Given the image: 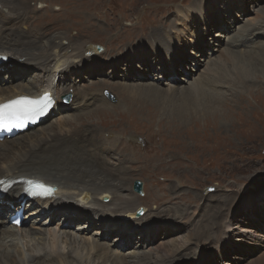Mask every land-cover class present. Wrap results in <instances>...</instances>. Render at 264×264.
<instances>
[{"label": "rangeland", "instance_id": "374dc122", "mask_svg": "<svg viewBox=\"0 0 264 264\" xmlns=\"http://www.w3.org/2000/svg\"><path fill=\"white\" fill-rule=\"evenodd\" d=\"M29 1L30 12L26 14L27 16H23L25 24L22 25L21 30L27 31L26 34L29 35L30 31L35 29L37 30L35 33L37 36H41V34H45L46 37L54 35L59 37V39H55L60 40L59 44L63 46L70 44L65 54L66 66L69 63L77 62L79 59L81 61L85 59L86 53L92 50V45L101 48L99 52L90 53L97 65L104 64L109 59L112 60L118 56L122 57V54L129 50L128 46H132V49H134L133 59L136 62H142L138 60L139 56L142 55L139 41H153L157 34L161 36L159 31L164 32L165 28L167 34L171 30L174 34L175 28L183 31L181 40L176 41V44L171 48V53L178 59L181 58L180 55L183 56L185 62L182 63V67L187 73L192 74L188 80L189 82L199 79L200 75L206 72V68L216 67L215 69L219 71L223 70L222 66L221 69L218 68L217 62H214V60L221 56L222 52L225 53V46L214 44L217 51L213 56H210L211 54L206 49V45L209 41L212 43L214 39H219L216 38V35H225L226 29L221 32L217 28H211L212 32H209L207 26H205L207 24L206 20H213L215 16L219 15L218 12L221 13L227 7L234 10L237 2H241L244 7L242 11L237 10L231 13V17L234 18L233 21L239 22L237 26L243 23L257 25L262 21L258 18H264V14L259 13L264 9V0H215L216 4L211 6L209 10L207 7L205 9L204 0ZM193 3H200L199 9L200 11L204 10V13L201 16L193 13L187 16L190 20L185 21L181 12L190 9ZM234 24L232 22L231 28ZM151 33H153L152 38H150ZM179 34L181 35L177 31L176 36ZM76 40H79L84 46L82 49L73 48L72 43L74 44ZM192 43L203 45V49L190 52L193 47ZM74 45L76 46V43ZM241 49L244 48H239V50ZM54 50L55 47H52V51ZM11 55L16 59L19 57L14 54ZM209 57H211L210 60ZM213 57L216 59H212ZM233 58V61H226L224 66L231 65L234 61L241 59L246 63L255 64L257 69L264 72V54H255L253 57H248L243 53L235 52ZM0 59H3L2 61L12 60V58L5 56ZM158 59L167 60L165 55H159L158 57L157 53L149 52L148 56H145V63L156 67ZM193 59L199 60L200 65L195 66V64H192ZM208 62L210 63L208 64ZM61 67L63 68V66ZM61 67L56 69L57 73L62 69ZM138 69L140 68L138 67ZM125 70L126 66L120 69L119 73L122 74ZM101 72L95 69L84 75L82 74V76L73 73L74 78L69 80L70 90L65 94L63 93L64 96L70 95V100L64 104L68 105V108L72 107L79 101V99L77 101L73 100L76 92H87L88 90L92 92L94 87L97 86L99 96H103L108 105L111 106L109 109L100 107L96 110L94 104L95 106L92 105L84 109V112L92 110L90 113H82L81 115H78L79 111L77 109L73 110V107L71 110L55 111L49 113L39 126L29 128L26 131L27 134L25 132L23 135L6 138L5 141L0 140V145L11 143V139L17 140L38 134L43 129L51 133L49 131L50 125L52 127L55 125L57 131L66 133L70 128L77 132L81 131L84 129V125L89 124L92 136L95 135V130H98L96 136H100L104 141L109 138L111 144L116 142L118 137L119 141L115 146L116 151L111 152V156L106 157L104 162L110 168L115 167L119 162V160L117 161L118 155L120 156L121 161L125 162L124 165L128 170L125 176L129 178L127 180L129 182L126 183L130 187L125 194L129 193L127 196L135 198L134 208H143V214L140 218L148 217L156 212L158 218L154 220L155 225L165 226L161 234L152 239L153 246L161 244L169 247L185 244L194 246L193 249H196L199 244L194 243L192 234L201 223L200 218H202L203 213L209 210L206 202L208 199H212L219 206V212L224 213L222 227L220 225L217 235L212 234V236L201 238V242H199L202 244L199 250L202 251L201 255L200 252H194L190 256L185 254L184 259L179 264L196 263L203 255L206 256L213 252L220 245V242L224 248L223 255L221 253L215 259H211L208 255L206 259H211L208 264H256L260 258L259 256L264 255V82L259 78L250 77H243L245 81L242 82L240 81L242 75L232 73L233 75L226 76L223 81L224 85L216 86V90L225 93V108L234 111V113H226L230 122V124L227 123L229 130L224 127L225 124L221 121L215 122L211 118L207 120L208 112L204 109L205 107H200L199 113L201 115L199 114L197 119L182 123V120L173 117L175 114L174 107L177 105L174 102H170L174 104V107H170L171 115L166 106L167 111L156 109L155 104L153 105L149 101L151 100L150 96H148L149 100H147V96H142L139 99H129L127 94L124 95L127 89L118 94L117 90L120 89L123 82L115 84L117 79L108 77ZM154 73L153 71H147V76L141 82L143 84L154 83L161 89L169 90V86L173 83H167L168 72L165 77H157ZM61 74L62 72L59 76L63 77ZM214 75L218 74L215 73ZM181 76L183 75L180 74L179 77ZM218 78H220V75ZM74 80L76 81L75 84L73 83ZM8 81L11 85V80ZM19 81L35 87L32 69L25 72ZM182 84L187 86L184 81L179 83V86ZM131 86L133 89H140V87L135 88L137 85ZM60 87L65 86L60 83L57 89L58 92ZM63 94H60V99ZM61 100L63 101V99ZM179 101L185 100L179 99ZM108 133L111 134L108 136ZM109 140L108 143H110ZM119 142L121 143L119 144ZM135 180L142 182V189H144L142 194L133 191ZM199 197H202L201 201L198 199ZM108 201L109 199L105 202ZM73 202L81 206V203L77 200ZM133 212L134 210L121 214L118 212L112 213L108 219L118 221L117 224L127 223L128 221L134 222L136 227H139L142 221L132 216L131 213ZM24 213L26 214V211ZM163 215L168 217L161 218ZM45 217V215L39 217L35 214H27L22 218L21 228L12 227L8 223L0 227V230H15L17 235L12 237L16 238V241L18 240L19 247L27 254L34 253L40 247H46L47 243H50V240L45 237L46 232L42 231L43 228L46 229L45 231L62 229L66 234H74L72 236L75 238L81 237L100 243L105 242L110 247H113L114 243L123 241L122 238H118L111 232L108 236L104 235L103 229L99 228L97 222L91 221V223H88V229H79L76 223L73 224L74 227L65 229L60 221L59 224H56L57 219L50 221ZM170 217H173V219L168 220L167 218ZM83 221L80 220V222ZM27 227L36 228L35 230L41 229V233L27 235ZM65 233L62 238L63 241L59 245V248L61 247L60 251L63 253L69 250ZM7 244L9 250L6 252H21V248L11 245L9 242ZM135 246L137 244L132 243L128 251L124 252V249H122L121 253L132 252ZM138 248L137 250L141 254L146 253L144 255L150 258L156 257L154 250L149 249V244H143L142 247ZM87 252L83 251L81 254L85 259ZM257 255L259 256L257 257ZM60 260L61 257H58L57 262ZM67 261L68 264H88L86 260L81 262L79 258H74L71 262L67 258Z\"/></svg>", "mask_w": 264, "mask_h": 264}, {"label": "bare ground", "instance_id": "6f19581e", "mask_svg": "<svg viewBox=\"0 0 264 264\" xmlns=\"http://www.w3.org/2000/svg\"><path fill=\"white\" fill-rule=\"evenodd\" d=\"M204 1L203 5L208 10L216 4L215 0ZM29 2V0H0V58H4V56L12 58V60L8 59L7 61L0 59L2 61L0 62V101L2 102L21 95L38 97L48 94L54 104L50 113L71 110L73 107V110L77 109L79 111L77 114L81 115L82 113H90L92 110L84 112V109L94 104L96 105V110L100 107L109 109L111 106L108 105L107 100L103 96H99L97 86L94 87L92 92L91 90L76 92L73 100L77 101L79 99V101L69 108L59 98L60 94H65L70 90L69 80L74 78V74L82 76V74L84 75L96 69L97 71H102L101 73L108 77L117 79V83L115 84L123 82L120 85V89L117 90L118 94L127 89L124 95L127 94V98L129 99H139L142 96H147V100H149L148 96H150L151 100L149 101L151 104H155L156 109L165 111L168 108L169 113H171V108L174 107V104L170 102H174L177 105L174 107L175 114L173 113V117L182 120V123L197 119L200 114V107H205L204 109L208 112L207 120L211 118L215 122L221 121L225 124L224 127L230 130L229 126L227 127V123L230 124V122L226 113H234V111L225 108V93L216 90V86L224 85L223 81L226 79V76L233 75L232 73L242 75V79H240L242 82L245 81L244 78L249 77L259 78L264 82V72L257 69L255 64L246 63V61L239 59V61H234L231 65L224 66L226 61L234 60L233 53L235 52L243 53L248 57H253L255 54H264V18L256 16L258 20L262 19L257 25L243 23L237 26L239 22L236 23L233 21L234 18L231 17L232 12L244 10L241 2L235 4L234 10L227 7L221 13L218 12L219 15L215 16L213 20H206L207 24L205 26H207L209 32H212L211 28H217L221 32L226 29L225 35H216V38L219 39H214L212 43L209 41L208 45H206V49L211 54L210 56H213L217 51L214 48V44L225 46V53L222 52L221 56L217 59L215 57L212 58L216 59L214 62H217L218 68L221 69L222 66L223 70L219 71L215 69L216 67H212L213 69L206 68V72L202 73L199 79L192 82L188 81L192 74L187 73L182 67V63L185 62L183 56L180 55L181 58L178 59L171 53V48L176 44V41L179 42L182 38L183 31L179 29L175 28L174 34L172 30L167 34L166 28H163L164 32L159 31L161 36L157 34L153 38V41H139L138 44L141 47L142 55L139 56L138 60L142 62H136L133 59L134 49H132V46H128L129 50L125 51L122 57L118 56L112 60L109 59L104 64L100 63L97 65L90 53L99 52L101 48H97L96 45H90L92 50L86 53V60L83 59L81 61L79 59L75 63H67L68 65L66 66L65 54L70 44L68 46L59 44L60 40H55L59 39V37H55L54 35L46 37L45 34H41V36H37L35 35L37 32L35 29L33 31L29 30V35L26 34L28 33L27 31L21 30L22 25L25 24L23 16H27L26 14L30 12ZM199 4L193 3L190 9L184 12L179 11L183 14L185 21H189L190 18H187V16L193 13L199 16L204 13V10L200 11ZM259 13L264 14V9ZM232 22L235 24L231 28ZM177 31L181 35L176 36ZM150 35H152L150 37L152 38L153 33ZM75 43L76 46L74 45ZM197 43H192L193 47L190 52L203 49V45ZM74 44L72 43L73 48L77 50L84 47L79 40H76ZM52 47H55L54 51H52ZM239 48L244 49L239 50ZM149 52L157 53L158 57L159 55H165L167 60L162 61L158 59L156 67L149 66L145 63V56H148ZM181 52L183 53L184 51L182 50ZM11 54L18 55V59ZM193 60L192 64H195V66L200 65L199 60ZM123 65L126 66V70L120 74L119 70L124 67ZM59 67L62 69L57 73L56 69ZM30 68L32 69L35 87L19 81L25 72L31 70ZM106 68L109 69L107 70ZM187 69L191 70L190 68ZM147 71L155 72L154 74L157 77H165L168 72L167 83L173 84L169 86V90L161 89L154 83L143 84L141 81L147 76ZM60 72H62L61 75L63 77L59 76ZM215 73L218 75H214ZM180 74L183 76L179 77ZM219 75L220 78H218ZM9 79L11 80V85H9ZM182 81L187 86L185 84L179 86V83ZM60 83L64 84L65 87H60V91L58 92L57 89ZM73 83L75 84L76 81L74 80ZM131 85H137L135 88L140 87V89H133ZM129 86L131 87L130 89ZM179 99L185 101H179ZM81 101L82 104L80 105ZM41 123H38L35 127ZM92 127L94 128V126ZM28 130L29 128L27 127L23 133L17 135H23ZM49 131L51 133L43 129L38 134L22 137L17 140L11 139V143L0 145V227L10 223L9 217L15 213L14 211L17 208L22 207L26 211L25 215L35 214V216L39 217L45 215V218L50 219V221L57 219L56 224H59L60 221V224L65 229L74 227V223H76L79 229H88V223H91V221L97 222L100 226L99 228L103 229L104 235L108 236L111 232L118 238H122L123 241L114 243L113 247H110L105 242L100 243L81 237L75 238L72 236L74 234L68 233V235L62 229L45 231L46 229L43 228L42 231L46 232L45 237L50 240V243H47L46 247H40L34 253L27 254L19 247L18 240L16 241V238L12 237L13 235H17L15 230H0V264H68L67 258L69 262L74 258H79L81 262L86 260L88 264H179L184 259L185 254L190 256L194 252H200L202 244L199 242H201V238L212 236V234L217 235L220 225L222 227L224 213L219 212V206L216 205V201L208 199L206 205L209 207V210L203 213L202 218H200L201 223L192 234L194 236V243L199 244L196 249H193L194 246H187L185 244L179 246L171 245L169 247L161 244L153 246L152 239L158 237L165 227L164 225H155L156 222L154 220L158 218L156 212L145 218H140L141 216L137 217L142 221L139 224L142 227H136L134 222L128 221L127 223L117 224L118 221L108 219L112 213L118 212L121 214L130 210H134L131 214L136 218L135 212L138 210V207L134 208L135 198L127 196L129 193L125 194L130 187L126 183L129 182L127 181L129 178L125 176L128 171L124 165L125 162L121 161L119 155L117 158L119 162L115 167L110 168L104 162L106 157L108 158L113 151H116L115 146L119 141L118 137L116 138V142L111 144L109 138L104 141L100 136H96L98 130H95V135L92 136L89 124L84 125V129L78 132L70 128L68 132L62 133L56 130L55 125L54 127L50 125ZM109 134L111 133H108V136ZM5 140L6 138L3 139V141ZM108 140L110 143H108ZM60 148L63 150L62 152ZM27 180L41 181L44 184L56 186L57 190L54 189L53 195L45 200L36 199L29 201L24 194ZM142 192H144V189H142ZM202 197L198 199L201 201ZM105 198L109 199V201L105 202ZM116 199L118 200L117 202L115 201ZM75 200L80 202L81 206L75 204L73 202ZM175 211L177 210L175 209ZM163 217L168 216L163 215L161 218ZM167 219L172 220L173 217ZM80 220L84 221L80 222ZM226 226L229 227L228 224ZM35 229L27 227L26 234L34 235L41 233V229ZM219 232L221 233L222 230ZM64 233L69 247L66 253L60 251L61 247L59 248V245L63 241ZM133 239L134 241H132ZM8 242L21 248V252H6L9 250ZM132 243H136L138 247H142L143 244H149V249L154 250L156 257L150 258L144 255L146 253L141 254L137 250L139 249L137 246L133 247L134 250L132 252L124 253L129 250L128 248L132 246ZM122 249H124V252L121 253ZM223 249L220 242V245L208 255L211 259H215L221 253L223 255ZM227 249L229 248L227 247ZM83 251H88L86 259L81 255ZM208 255H203L200 260L192 264H208L211 261V259H206ZM58 257H61V260L57 262ZM259 257L256 264H264V255Z\"/></svg>", "mask_w": 264, "mask_h": 264}, {"label": "snow or ice", "instance_id": "6c2138e0", "mask_svg": "<svg viewBox=\"0 0 264 264\" xmlns=\"http://www.w3.org/2000/svg\"><path fill=\"white\" fill-rule=\"evenodd\" d=\"M47 106L43 100H30L26 97L0 105V129L22 128L26 121L43 114Z\"/></svg>", "mask_w": 264, "mask_h": 264}, {"label": "water", "instance_id": "95a60500", "mask_svg": "<svg viewBox=\"0 0 264 264\" xmlns=\"http://www.w3.org/2000/svg\"><path fill=\"white\" fill-rule=\"evenodd\" d=\"M97 48H100V47L98 46ZM69 100H70V95L63 96V101H64V102H68ZM133 188H134V190H135L136 192L141 193L142 183H141L140 181H138V180L134 181V187H133ZM105 199H106V198H105ZM142 212H143V208H139V209L135 212V216H136V217L141 216Z\"/></svg>", "mask_w": 264, "mask_h": 264}]
</instances>
